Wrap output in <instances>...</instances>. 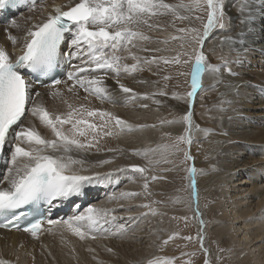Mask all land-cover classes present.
<instances>
[{
    "label": "snow or ice",
    "instance_id": "snow-or-ice-1",
    "mask_svg": "<svg viewBox=\"0 0 264 264\" xmlns=\"http://www.w3.org/2000/svg\"><path fill=\"white\" fill-rule=\"evenodd\" d=\"M21 2L23 0H0V7H13ZM32 4L35 6V0H32ZM181 9L188 13L206 11L207 22L203 23L202 30L197 27H181L176 29L181 35H172L163 40L165 44L169 40L180 41L179 50L173 49L175 54L171 57L138 56L135 49L161 51V49L144 47V42L151 40L152 37L141 30L142 26L149 29L161 28L159 23L150 22L153 17L170 13L179 20L196 19L203 22L201 16L179 15L178 10ZM240 11L247 12L246 18L241 20V23L250 22L252 10L247 0L241 5ZM226 20L225 0H187V3L180 4L165 3V0H79V3L67 11H63L59 5L54 6V14L49 12L44 22L28 29L23 38L22 53L15 59L7 49L0 47V155H4V149L8 147V154L5 156V173L0 176V217L5 221L0 224V228H19V221L24 218L23 230L33 237H38L45 223L49 226L48 231H52V226L59 225L81 240L96 239L95 234H121L125 226L116 225L118 218L113 215L115 209L92 205L63 221L29 220L24 209L41 202L53 206L55 201L80 196L88 186L111 181L113 172L82 174L87 171L84 168L86 161L75 158L72 153H87L92 149L98 152L101 150L100 140L104 137H118L126 132L155 127V125H133L110 111L88 108L83 104L74 107L66 101L68 110L65 113L50 112L44 104L36 102L34 97L38 98L41 94L35 92L33 95V84L42 82V78H48L52 81L51 87L53 88L50 94L63 98V93L55 86L62 82L66 83V81L56 79L55 76L62 62L77 59L80 64L71 65L72 70L66 73L67 80L73 81L68 91L72 92L76 86H79L85 93L96 96L101 101L116 103L119 101L106 87L105 76L89 75V73L111 71L119 77L122 73L134 74L143 71V65L159 61L181 67H186L191 63L190 73L187 71L178 73L184 77L190 75L191 90L186 93L174 91L172 97L194 104L198 89L203 87L204 74L219 73L221 69L227 70L229 74L232 73L227 60L221 58L223 62L219 65L209 63L204 51V45L210 33L214 30H225ZM11 23L14 27H19L15 20ZM172 27H176L175 21L172 22ZM66 36L68 37L67 46L62 53L61 45L65 44ZM9 39L13 45L18 40L13 35H9ZM220 43H228L232 47L243 41L239 36L237 38L225 36ZM125 52L127 56L122 55ZM128 58L135 62L125 63L124 61ZM31 77H35V80ZM171 78V76L164 77L165 80ZM116 83L125 94L124 103H131L139 98L153 99L156 95H167L162 90L154 93H136L132 88L121 83L119 79ZM155 102L161 103L158 100ZM140 107L147 108L148 105L143 104ZM29 116L37 119L41 125L49 129L52 138L41 135L35 126H25L24 121ZM89 118H96L99 123L91 122ZM160 124H181L185 127L183 133L175 137L174 143L133 150V153L147 157L150 153L160 152L163 162L169 163L170 161L166 158L167 153L183 152L182 163L193 161V165L187 168L188 188L196 205L195 217L199 218V224L202 226L197 233V239L202 250L207 254L209 250L203 247V226L206 225V221L202 218L199 208L197 168L194 164L195 158L190 153V146L194 142L195 131L208 132L210 130L201 129L199 125H196L190 110L179 117L161 120ZM164 135L171 136V133ZM181 144L186 145L187 149L181 148ZM105 150L120 151L113 148ZM110 162L111 160L108 159L100 160L97 165L103 166ZM160 162V160L148 161L149 165ZM76 166H79V170ZM149 170V167L135 164L128 168L117 169L116 171L139 173L144 178L143 193L121 192L119 198H133L142 194L151 195L148 192L149 180L154 181L164 179V177L156 175L148 177L145 174ZM116 198L115 195L110 197V199ZM179 200L180 198L177 197L176 202ZM138 206L147 208L149 212L156 214V209L150 204ZM120 207L124 206L120 205ZM142 215H147V213H142ZM128 219L132 220L134 217L129 216ZM181 219L187 221V217ZM177 235L178 233H173L162 243L166 245ZM185 239L192 238L185 237ZM173 261L174 258L171 257H154L148 259L146 264H173ZM0 264H10V262L0 259ZM188 264L191 262L189 261ZM205 264H210V260H205Z\"/></svg>",
    "mask_w": 264,
    "mask_h": 264
},
{
    "label": "bare ground",
    "instance_id": "bare-ground-1",
    "mask_svg": "<svg viewBox=\"0 0 264 264\" xmlns=\"http://www.w3.org/2000/svg\"><path fill=\"white\" fill-rule=\"evenodd\" d=\"M77 1L79 0H48L44 8L39 10L40 0L33 8L20 12L16 16H21L25 12H33L35 16L32 20L28 18L23 20L22 24L16 22L19 25V29L14 27L10 21L7 24L10 26L8 34H5L3 31L4 27L1 28L0 26L1 47L7 49L13 58L20 52V46L23 45V38L27 32L23 28L29 27L27 29H30L33 25L44 22L48 13L50 11L54 12V6L56 5L64 8ZM244 3L245 0H229V3L226 4L231 7L228 28L223 31L222 35L214 39L212 37L215 34L210 33L208 38L212 39H207L205 42V46L208 45L206 49L212 50L213 53L211 54H213V57L217 58L219 56L220 61L223 58V60L229 62L232 73L229 74L227 70L221 69L219 73H206L203 76L206 81V94L208 96L205 101L209 105L208 107L212 109V112L205 113V115L207 120H209L210 129L214 131L211 134L203 131L197 132L196 138L202 139V143H205L208 151H210L208 157L212 158L211 160L207 159L209 160L207 163L199 164L197 162L195 164L196 168L199 169L196 181L199 196H202L201 194L205 188V192H209L211 186H214L212 191L214 194L212 192L211 195L209 194L213 202L209 212V218L213 219L212 234L222 238L225 243L231 244L229 248L233 253V257L237 259L236 264H264V88L251 84L254 80L264 85V74L253 72V75L249 71L252 69L240 71L243 66L238 67L239 64L237 63L238 65H236L233 62L234 57L231 56L229 58L227 55V51L233 46L230 47L228 43H220L221 37L230 36L237 38L239 36L243 43L247 40L244 45H252L256 51L264 54V4H260L259 0H247L252 10V19L248 23H241V20H244L247 16L246 11H240V7ZM142 28L144 29V26ZM14 29H18L16 33H13ZM9 35L18 38L17 42L19 44L14 48L11 47L12 41L9 42ZM145 46L148 49H157L160 44L151 42L150 45ZM233 50L236 49L233 48ZM142 52L144 55L138 54V56L149 58L153 55L158 56V51ZM122 55L127 56V53H122ZM130 60L131 58H128L125 61ZM217 62L218 60L212 62V64H217ZM152 66L149 67L152 68ZM159 68L161 69V67ZM100 75L105 76L106 87L119 102L101 101L98 97L85 93L79 86L69 92L68 89L73 85L71 81L67 85L62 82L56 86L63 93V98L52 96L50 93L53 89L49 91L44 86L38 87L37 90L34 89L33 95L35 92H40V97H35L36 101L44 104L53 113H65L68 110L67 103H71L74 107L83 104L88 108L110 111L133 125H155V127H145L126 132L118 137H104L100 140L99 147L101 150L98 152L92 149L87 153H72L75 158L86 161L84 168L87 171L82 172L84 175H90L93 172L114 173L111 181L97 185L95 193L99 197L92 205L115 209L113 215L118 218L115 223L117 226L124 225L125 230L117 235L95 234L96 239L81 240L58 225L49 234H46L47 231H43L38 237H33L25 231H11L0 228V251L8 250L11 253L0 252V258L9 261L10 264H146L149 252H151L150 256L156 253L153 251L151 244V236L153 234L151 227L155 225V222L149 215H142V213L147 212H145V208L138 206L142 205L139 203L143 200V198L140 199L142 195L134 198H119L121 192L143 193L141 189L144 181H138V185L136 183L143 176L131 171L116 170L128 168L133 164L140 166L148 164L145 156L135 155L133 150L156 147L162 130L160 121L164 120L162 114H167V110L163 109V96L161 95H156L153 99L139 98L131 103H124L125 94L119 89L116 80L119 79L121 83L132 88L136 93H154V90L161 91L165 89L162 84L165 81H157L155 79L156 82H153L152 80L154 79L151 78V80L146 76L138 78L136 75L124 73L116 77L111 71ZM157 76H159V73ZM240 80L248 82L240 87L238 86L236 91L230 92ZM145 81L147 83H144ZM223 93L226 94L223 95ZM157 100L161 103L155 104ZM167 101L172 102L173 106L177 103L176 99ZM143 104H147L148 107H140ZM181 105L178 104L179 108ZM218 105H221V107L217 110L215 107ZM191 107V104H185V110L189 111ZM89 119L91 122L99 123L96 118ZM24 123L25 126H35L41 135L46 138H52L51 131L41 125L37 119L29 116ZM173 125L166 124V127L169 128ZM175 127L171 128L176 130ZM108 148L119 149L120 151L109 152L105 150ZM229 150L232 151V155L227 159H221L223 155L225 156V152ZM239 152H241V155L238 157ZM105 159L111 160V162L103 166L97 165L98 161ZM4 163L6 164V161ZM5 164L1 168L2 171L0 170V176L5 173ZM76 169L79 170V166H76ZM156 171L158 174L162 173L159 170ZM251 174L254 176L250 177ZM127 180H129V183L124 185L123 182ZM213 181L215 184H213ZM90 187L92 185L86 187L84 192L78 196L79 201L85 200L86 193H88ZM117 187L120 188L115 193L117 198L110 199L113 195L109 193ZM187 204L188 208H190V213L195 215L196 205L192 196L187 200ZM120 205L124 207H120ZM158 208L161 207L159 206ZM135 214L140 216L136 218ZM129 216L135 218L129 220ZM195 220L197 223L196 218ZM146 222L149 226L145 225ZM128 223L130 225L129 229ZM44 226L47 229V225L44 224ZM235 238L236 240L234 241ZM40 242H42V246ZM38 247H41L44 253H50L48 254V256L51 255L49 263H42L37 260L35 262H32V260L27 261L28 258L22 260L21 251L23 248H28L31 253L32 250H36ZM108 249H111V251H108ZM52 251H54L53 254L51 253ZM130 254L131 261H128ZM25 256L23 255V257ZM29 259L31 258L29 257Z\"/></svg>",
    "mask_w": 264,
    "mask_h": 264
},
{
    "label": "rangeland",
    "instance_id": "rangeland-1",
    "mask_svg": "<svg viewBox=\"0 0 264 264\" xmlns=\"http://www.w3.org/2000/svg\"><path fill=\"white\" fill-rule=\"evenodd\" d=\"M47 1L41 0L38 6L39 10L44 8V5L46 4ZM182 2L187 3V0H165V3H170V4H180ZM227 3H229V0H225V12L227 14L226 29L228 28V21L230 20V16H231V7H228V5H226ZM259 3L264 4V0H259ZM178 11H179V15L201 16L203 18V22L201 20H196V19L179 20L170 13L166 15L153 17L150 22L153 24L159 23L161 25V28L160 29L152 28L148 30L149 28L144 26V29L141 28V30L144 31L146 35L152 37L151 40L144 42L145 45H150L151 42H157L160 44V46L157 49H161V51H158V53L156 52L158 56L171 57L175 54L173 49L179 50L180 41L178 40L177 41L169 40L167 44L163 43V40H165L166 38L172 35H177V36L181 35L176 29L181 28V27H185V28L197 27L202 30L203 23L207 22V12L204 10H201L196 13H188L183 9L178 10ZM34 16H35V13L33 12H25L21 16H15V19L13 20H15L17 23L22 24L23 20H26L27 18L32 20ZM16 17H19V18H16ZM173 21H175V26H176L175 28L172 27ZM0 26L1 28L4 27L3 28L4 33L8 34V30H10V26L8 25H0ZM27 28L29 27H26L23 29L28 30ZM18 29H14L13 33H16ZM223 31L214 30L212 34H215V35L212 38L214 39L218 37L219 35H222ZM212 38H208V39L211 40ZM221 39L222 37L220 38V40ZM9 42H11V40ZM245 42L247 43V40L244 41V43L236 44V46H233V48L236 50H233V48L229 49L227 51V55L229 56V58L231 56L234 57L233 58L234 61L236 60L234 64L236 65L239 64L238 67H241V65L243 66L242 68H240V71H247L249 69H252V70H249L252 73L258 72L260 74H264V54L256 51L252 45L251 46L244 45ZM17 44L19 43L17 42L15 45L11 44V47L14 48ZM145 45L144 47L147 48V46ZM206 46L204 45L205 47L204 51L208 57V62L212 63L218 60L219 63L217 62V64H221L222 61H220L219 56H217V58L213 57V54H211L213 53L212 50L206 49ZM0 47H1V43H0ZM134 51H136L137 55L138 54L144 55L143 52L138 49H135ZM124 62L131 64V63H134L135 61L131 59L130 61H124ZM152 65L151 64L143 65V68L145 67L144 70L137 72L139 75L136 73H134L133 75H136L138 78L139 77L144 78V76H146L149 79L152 78L154 79V80L151 79L153 82H156V80L165 81L164 83H162L163 86H165L164 87L165 89H163L162 91H165L167 93V96L161 95L163 96L162 102L166 105L168 104L166 108V105L162 103L163 109L167 110V114H164V115L162 114V118H164V120L173 119L174 117H179L185 114L188 111V110H185V104H188V101L177 100V103L175 104V106H173L172 102H168L167 100L174 99L172 97V93L174 91L186 93L187 91L191 90L190 89V83H191L190 75L188 77H184V76L178 75V73L181 71H187L190 73L192 64L190 63L186 67H181V66H177L173 64H164L163 61H159L158 63H155V64L152 63ZM149 66H152V68ZM159 67H161V69ZM158 73H159V76H157ZM165 76H171L172 78L169 80H165L164 79ZM205 82H206L205 79L202 78L203 87L202 89H198L197 96L194 98V104H191L192 107L190 111H192L193 113L194 123L196 125H199L201 129L210 130L205 133L211 134L214 130L210 129L211 126L209 125V120H207L205 113L212 112V109L208 107L209 105L205 101V98H208L206 94L207 87H206ZM247 82L248 81L240 80L238 83H236L233 86L232 91L230 90V92L236 91L238 86L240 87L241 85ZM251 84H253L254 86H259V87L264 88L263 84H261L260 82H256L254 80L252 81ZM47 88L49 91L53 89L51 86L49 87L47 86ZM158 91L159 90H154V92H158ZM225 94L226 93H223V95ZM178 104H182L180 106L181 109L179 108ZM219 107H221V105H218L215 108H217L218 110ZM163 125L164 127H162V124H161L162 130L160 132L159 139H158V142L156 143V146L162 145V144L174 143L175 137L182 134L184 127H185L184 125H181V124H174L171 127H175L176 125L177 127H175L176 130H173V128L171 127L169 128L166 127V124H163ZM197 132L199 131L194 132V142L190 146V153L195 158L194 164H197V162H199V164L200 163L202 164L204 162L207 163L209 160H211L212 157H208L210 154V151H208L206 144L202 143V139L196 138ZM165 133H171V136H166L164 135ZM180 147L187 149V146L184 144H181ZM229 151L225 152L226 154L225 156L223 155L224 157L220 156L221 159L229 158V156L232 155L231 154L232 151L230 152ZM239 153L237 155L238 157L239 155H241V152ZM166 158L168 161H170L169 163L163 162L160 152L148 155L146 157L148 161L149 160H152V161L160 160L161 162L153 163L151 164V166L148 163L146 167H149L150 170L145 175H147L148 177H151L152 175H156L157 173L156 170H159L162 173H159V174L157 173L156 176L164 177V179H157L154 181L149 180L148 192H150L151 195L142 194L140 199L143 198V200L139 202L140 204H146V203L150 204L152 208L156 209V214H152L151 212H149L147 208H145V212H147V215H149V217L155 222V225L151 227V230L153 233L151 236V244H152L153 251H155L156 253L150 256L151 252H149L147 260L154 258V257H161V258L171 257V258H174L173 264H188L189 261L191 262V264H205V260H210V264H236L237 259L233 257V253L231 249L229 248L231 244L225 243L222 238L217 237L216 235L212 234L213 219L209 218V215H210L209 212L212 208L213 202L211 199L212 197H210L209 194L211 195V192L214 190V186H211L209 192H205L206 191V188H205V190L201 194L202 196H199V201H200L199 208L202 213V218L206 221V225L203 226V232H204L203 247L209 250V252L206 254L202 250L201 244L199 240L197 239V233L201 230V227H202L199 224V218L195 217L193 213H190V208H188V204H187V200L190 199L191 197L190 190L188 188L189 180H188L187 168L193 165V161L189 160L185 163H182V161L184 160L183 152H178L174 154L167 153ZM165 169H168V171H165ZM198 172H199V169H197V173ZM253 176H254L253 174L250 175V177H253ZM138 181L140 182L144 181V178L140 177L136 181L137 185H138ZM128 183H129V180L123 182L124 185ZM213 184H215L214 181H213ZM117 189L119 190L120 188L117 187L115 190H113L109 194L115 195V193H117ZM141 191L144 192L143 187ZM212 194H214V192H212ZM177 197L180 198L179 202H176ZM157 206L158 207L160 206L161 208H158ZM139 216H140L139 214H135L136 218ZM182 217H187V221H185L184 219H181ZM195 218L197 219V223H196ZM145 225L149 226L147 222L145 223ZM127 226L129 229L130 228L129 223L127 224ZM147 230H148V227H147ZM173 233H178V235L174 239L170 240L166 245H164L162 242L168 239V237L172 235ZM185 237H191L192 239L190 240L185 239ZM235 240L236 238L234 239V241ZM40 245L42 246V242H40ZM54 251H52L51 253L53 254ZM0 252L10 253L8 250H2ZM48 254L50 253H46V252L44 253V250H42L41 247L40 248L38 247V249L36 248V250L35 249L32 250L31 253L28 250V248H23L21 251L22 260L28 258L27 261L32 260V262H35L37 260V261H41L42 263H49L51 255L48 256ZM23 255H26V256L23 257ZM29 257L31 259H29ZM128 261H131V254L129 256Z\"/></svg>",
    "mask_w": 264,
    "mask_h": 264
}]
</instances>
